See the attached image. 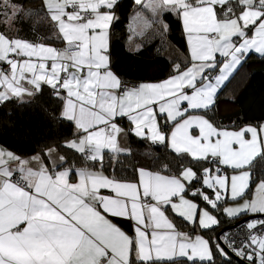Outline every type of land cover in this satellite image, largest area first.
I'll return each mask as SVG.
<instances>
[{
  "label": "snow or ice",
  "instance_id": "6c2138e0",
  "mask_svg": "<svg viewBox=\"0 0 264 264\" xmlns=\"http://www.w3.org/2000/svg\"><path fill=\"white\" fill-rule=\"evenodd\" d=\"M117 2L42 0L44 18L63 48L0 30V103L47 85L63 100L62 118L77 130L78 139L63 147L86 160L103 166L106 152L118 158L128 151L120 148V136L132 134L215 169L198 174L187 167L165 175L139 168L137 180L122 181L103 170H61L66 157L57 163L55 147L31 158L36 169L0 148V264H216L217 255L229 259L221 242L247 264H264V179L245 199L254 182L252 168L264 159V123L228 130L199 114L215 104L249 53L264 57V0H134L151 13L152 19L143 20L145 29L160 23L167 32L164 16L174 15L188 47V57L167 78L134 86L110 67ZM31 14L14 0H0V29ZM120 119L129 122L128 129ZM222 167L233 174H222ZM226 200L235 204L223 209L229 218L250 217L239 244L227 234L192 237L170 218L211 230L219 224L212 211ZM122 220L130 223L131 234Z\"/></svg>",
  "mask_w": 264,
  "mask_h": 264
},
{
  "label": "trees",
  "instance_id": "16d2710c",
  "mask_svg": "<svg viewBox=\"0 0 264 264\" xmlns=\"http://www.w3.org/2000/svg\"><path fill=\"white\" fill-rule=\"evenodd\" d=\"M14 2L22 4L24 9L31 10L32 14L20 16L14 28L4 27L0 30L10 36H19L31 42L50 43L56 48L64 45L56 39L53 27L44 18L42 0H14ZM138 7L141 6L136 5L134 0H118L113 9L116 19L110 26L108 52L111 69L121 80L135 84L138 81L158 80L169 75L173 65L177 62L183 63L187 57L186 54L184 55L186 51L184 34L180 22L174 15L164 16V22L169 27L167 32L161 29L160 38L142 40L136 47L132 45L131 41L134 39H130L128 20ZM142 11L150 15L148 11L143 9ZM62 101L54 95L49 86L43 85L42 91L32 96L22 99L12 98L0 103V147L12 151L19 157L42 155L47 149L55 147L59 156L66 157L67 162L61 167L103 170L105 175L122 181H135L136 170L139 168L152 172L159 171L165 175H178L185 167L193 168L198 174L204 167L215 169L214 165L207 162L196 163L188 156L178 157L166 146L152 144L147 139H140L132 134H127L126 150L128 151L120 154L118 158L106 152L103 166L99 162L86 160L75 151L63 147L65 140L75 135V129L72 121L62 118ZM222 102L228 104L227 108L220 105ZM200 113L222 127H237L247 123L257 125L263 122L264 57L249 53L218 92L215 104L206 112ZM121 123L125 125L124 121ZM42 158L47 163V157ZM231 172L232 169L222 167L223 174L228 175ZM252 175L254 182L264 179V159H257L252 168ZM199 186L197 183L193 184V187ZM189 197L191 198L190 195ZM196 202L204 206L203 202ZM222 203L219 211H212V214L218 218L219 224L211 230H202L198 225L194 227L175 217L174 214L171 218L178 228L189 234L198 232L205 238H216V233L221 228L231 226L245 217L229 218L222 210ZM226 232L224 231L220 236ZM224 246L228 249L226 244ZM216 264H247V261L231 255L225 260L217 255Z\"/></svg>",
  "mask_w": 264,
  "mask_h": 264
},
{
  "label": "crops",
  "instance_id": "0c3cea01",
  "mask_svg": "<svg viewBox=\"0 0 264 264\" xmlns=\"http://www.w3.org/2000/svg\"><path fill=\"white\" fill-rule=\"evenodd\" d=\"M139 13V17H138V14ZM149 14L150 15H146L143 11H142V9H141V7H138L137 9H135V11L131 14V16H130V18H129V20H128V28H129V30H130V32H131V34H130V39H134V41H131V43H132V45H134L135 47L136 46H138L140 43V41H142V40H148V39H152V38H160L161 36H162V30L161 31H159V32H155L154 30H153V26L151 27V28H147V29H145L144 28V24H143V20L145 19V18H147V19H152V16H151V13L149 12ZM180 25H181V29H182V31H183V28H182V24L180 23ZM142 33V34H141ZM183 34H184V39H185V45H186V51H185V53H184V55L186 54V56L188 57V47H187V41H186V36H185V33L183 32ZM43 43H46V42H43ZM46 44H48V45H51V46H53L52 44H50V43H46ZM54 47V46H53ZM60 48H63V47H60ZM252 53H254V52H252ZM180 54V53H179ZM254 54H256V53H254ZM256 55H259V54H256ZM178 56V55H177ZM185 57V56H184ZM112 70V69H111ZM113 71V70H112ZM114 72V71H113ZM115 73V72H114ZM116 74V73H115ZM117 75V74H116ZM118 76V75H117ZM119 77V76H118ZM168 77V75L167 76H165V77H163V78H161V79H158V80H145V81H138L135 85H138L139 83H142V82H158V81H161V80H163V79H165V78H167ZM121 79V78H120ZM25 87H29L27 84H25ZM62 93H63V91H62ZM63 95H66L65 93H63ZM26 96H29V95H23V97H26ZM220 105L221 106H225V108H227V106H228V104H226V103H224V102H222V103H220ZM62 111H63V101H62V105H61V113H62ZM199 114H201V113H199ZM201 115H203V114H201ZM205 116V115H204ZM206 117V116H205ZM207 119H209L208 117H206ZM215 126H217V127H219V128H225V129H228V130H238L240 127H243V126H245V125H252V126H259L260 124H262V123H264V121L263 122H261V123H259V124H250V123H247V124H243V125H240V126H237V127H222V126H218V125H216L211 119H209ZM125 122V125H126V127H125V125L124 124H122L121 122ZM118 122V124H120L123 128H125V129H127V126L129 127V122L126 120V119H120V120H118L117 121ZM73 125H74V129H75V135H73L72 137H69V138H67L66 140H65V142L66 141H69V140H73V139H78V136L76 135V133H77V130H76V128H75V124H74V122H73ZM168 131H170V129H168ZM126 142H127V134H122L121 136H120V138H119V146H120V148H122V149H125L126 150ZM1 148V147H0ZM4 149V148H3ZM5 150H7V149H5ZM48 150V149H47ZM46 150V151H47ZM45 151V152H46ZM36 155H39V154H32V155H29V156H26V157H21L22 159H25V160H30V164H29V166L30 167H32L33 169H36V168H38L39 167V164L36 162V161H31V158L32 157H34V156H36ZM59 155H58V153L55 151L54 153H53V159H55L56 161H57V163H59L60 161H59ZM47 164H48V166L49 167H51V164H50V161L48 160V158H47ZM13 166H15V165H13ZM214 167H215V165H214ZM63 168H68V167H66V166H64V167H61V170H63ZM79 168H82V167H79ZM84 168V167H83ZM185 168H187V167H185ZM90 170H92V169H90ZM95 171H97V170H95ZM223 174V173H222ZM233 174V172H231L230 174H228V176L230 177L231 175ZM138 179V175H137V177H136V179L135 180H137ZM71 180H72V182H76V177H75V175L73 174V176L71 177ZM103 192H105V194H107L106 193V190H102ZM188 198H190L189 196H188ZM191 199V198H190ZM171 218V217H170ZM115 219L116 218H113V220H114V222H115ZM197 225H198V223H197ZM120 226L122 227V229L123 230H125L126 232H129V234H131V228H130V223L128 222V221H124V220H122V221H120ZM178 228V227H177ZM178 230H180V231H182V232H186L185 230H182V229H180V228H178ZM187 233V232H186ZM201 235L200 233H198V232H195V233H193V234H190L192 237H195V235ZM204 237V236H203ZM205 238V237H204Z\"/></svg>",
  "mask_w": 264,
  "mask_h": 264
},
{
  "label": "built area",
  "instance_id": "2783aa9c",
  "mask_svg": "<svg viewBox=\"0 0 264 264\" xmlns=\"http://www.w3.org/2000/svg\"><path fill=\"white\" fill-rule=\"evenodd\" d=\"M121 81L128 86H133L135 84L134 82L131 81H124V80ZM246 233H247V229L245 228L243 223H241L240 226H234L230 228V230L228 229L226 232V234L231 239H234L237 242V244H239L242 239L246 238Z\"/></svg>",
  "mask_w": 264,
  "mask_h": 264
},
{
  "label": "rangeland",
  "instance_id": "374dc122",
  "mask_svg": "<svg viewBox=\"0 0 264 264\" xmlns=\"http://www.w3.org/2000/svg\"><path fill=\"white\" fill-rule=\"evenodd\" d=\"M13 28H14V26H13ZM161 25H160V23H156V24H153V30L156 32H159V31H161ZM31 42V41H30ZM62 47H64V45L62 46ZM3 67H5V68H7V65L5 64V65H2ZM27 97V96H26ZM203 169V168H202ZM214 170V169H213ZM202 171V170H201ZM260 180V179H259ZM259 180H257V181H255L254 183H253V185H252V187H251V189H250V191H249V193L246 195V197H245V199H251V197H252V194H253V192L255 191V186H256V183H258L259 182ZM240 203H243V200H241V201H239ZM223 205H222V210L225 208V207H232V206H235V204H234V202L233 201H231V200H226L225 202H223L222 203ZM200 205V207L201 208H203L204 206L202 205V204H199ZM241 225V223H235V224H233V225H231V227L230 228H232V227H234V226H240ZM230 228H229V230H230Z\"/></svg>",
  "mask_w": 264,
  "mask_h": 264
},
{
  "label": "water",
  "instance_id": "95a60500",
  "mask_svg": "<svg viewBox=\"0 0 264 264\" xmlns=\"http://www.w3.org/2000/svg\"><path fill=\"white\" fill-rule=\"evenodd\" d=\"M250 217L248 216H245L241 219H239L236 223H243L244 221L248 220ZM256 218H262L260 216V214H257V217ZM231 226H226V227H223L221 228L217 233H216V238H218L220 236V234H222L224 231H227ZM221 246L225 248L226 251L229 252V255L231 256H235L229 249H227L224 244L221 242Z\"/></svg>",
  "mask_w": 264,
  "mask_h": 264
}]
</instances>
